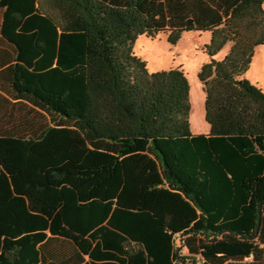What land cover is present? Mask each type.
<instances>
[{"label":"trees","instance_id":"obj_1","mask_svg":"<svg viewBox=\"0 0 264 264\" xmlns=\"http://www.w3.org/2000/svg\"><path fill=\"white\" fill-rule=\"evenodd\" d=\"M263 4L0 0V264H264ZM193 31L199 133L184 70L133 52Z\"/></svg>","mask_w":264,"mask_h":264},{"label":"rangeland","instance_id":"obj_2","mask_svg":"<svg viewBox=\"0 0 264 264\" xmlns=\"http://www.w3.org/2000/svg\"><path fill=\"white\" fill-rule=\"evenodd\" d=\"M264 10V4L262 6ZM209 33H184L176 44L167 41V34L161 33L154 39L140 36L134 46L133 52L147 63L150 72L168 70L181 67L189 83V101L191 104V132L199 133L208 130L204 119V93L198 80V73L202 65L209 58L203 47L209 43ZM227 48L222 49L216 56L222 59ZM245 79L260 87L264 92V45L256 48L250 67L244 74ZM201 260V258H200ZM199 264H202L199 262Z\"/></svg>","mask_w":264,"mask_h":264},{"label":"crops","instance_id":"obj_3","mask_svg":"<svg viewBox=\"0 0 264 264\" xmlns=\"http://www.w3.org/2000/svg\"><path fill=\"white\" fill-rule=\"evenodd\" d=\"M208 130H209V126H208ZM208 130H206L205 132H207Z\"/></svg>","mask_w":264,"mask_h":264}]
</instances>
